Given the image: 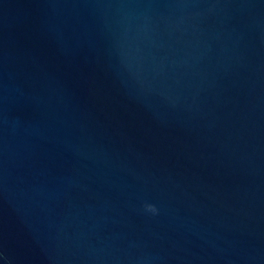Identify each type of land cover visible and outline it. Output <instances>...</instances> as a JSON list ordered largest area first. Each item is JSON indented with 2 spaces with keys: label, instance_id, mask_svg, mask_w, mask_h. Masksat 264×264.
Returning <instances> with one entry per match:
<instances>
[{
  "label": "water",
  "instance_id": "water-1",
  "mask_svg": "<svg viewBox=\"0 0 264 264\" xmlns=\"http://www.w3.org/2000/svg\"><path fill=\"white\" fill-rule=\"evenodd\" d=\"M0 264H264V0H0Z\"/></svg>",
  "mask_w": 264,
  "mask_h": 264
},
{
  "label": "clouds",
  "instance_id": "clouds-1",
  "mask_svg": "<svg viewBox=\"0 0 264 264\" xmlns=\"http://www.w3.org/2000/svg\"><path fill=\"white\" fill-rule=\"evenodd\" d=\"M146 207H147V211H149V212H153V213L156 212V209H155L154 206L148 205V206H146Z\"/></svg>",
  "mask_w": 264,
  "mask_h": 264
}]
</instances>
